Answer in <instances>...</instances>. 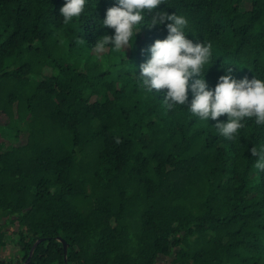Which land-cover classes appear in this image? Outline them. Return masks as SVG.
<instances>
[{"label":"trees","instance_id":"1","mask_svg":"<svg viewBox=\"0 0 264 264\" xmlns=\"http://www.w3.org/2000/svg\"><path fill=\"white\" fill-rule=\"evenodd\" d=\"M244 1L159 6L210 45L209 87L228 64L264 79V0ZM64 2L0 0V248L18 246L0 264H23L37 239L26 264H65L59 237L67 264H264V171L251 153L264 126L247 119L228 139L187 106L168 109L135 75L166 27L142 26L125 55L94 53L112 33L96 17L115 0H90L67 23Z\"/></svg>","mask_w":264,"mask_h":264},{"label":"clouds","instance_id":"2","mask_svg":"<svg viewBox=\"0 0 264 264\" xmlns=\"http://www.w3.org/2000/svg\"><path fill=\"white\" fill-rule=\"evenodd\" d=\"M89 2L65 0L60 15L66 23L72 21L85 12ZM93 2L95 8L98 0ZM161 4L165 0H115L102 19L96 17L99 25L112 29L111 34L105 33L97 39L96 50L102 52L111 46L125 55V49L134 45L142 26L163 25L167 29L166 37L155 39L147 47L148 59L140 63L135 74L143 86L156 93L163 91L168 109L187 106L201 121H215L218 134L228 139L236 138L247 119L254 118L257 126H264V79L236 78L228 64L222 66L225 74L218 77L214 87H209L206 72L212 64L210 45L189 38L187 17L166 11L159 7ZM130 68L135 73L134 67ZM225 114L226 120L218 119ZM251 153L256 157L255 167L264 171V145L253 146Z\"/></svg>","mask_w":264,"mask_h":264},{"label":"rangeland","instance_id":"3","mask_svg":"<svg viewBox=\"0 0 264 264\" xmlns=\"http://www.w3.org/2000/svg\"><path fill=\"white\" fill-rule=\"evenodd\" d=\"M245 6H250V0H245ZM94 53L97 52L99 53L97 50L93 51ZM7 122V117L6 115H4L3 113H0V124H4ZM26 138V134L25 132H20L18 135V139L15 140L16 144H20L23 143L25 141ZM2 139L5 141L6 143H8L7 139H5L4 137H2ZM17 249L18 246L14 243L8 242L6 243L3 247L0 248V259L1 260H7V261H12V257L15 255L17 256ZM171 259L172 257H164V256H160L158 259V264H171Z\"/></svg>","mask_w":264,"mask_h":264},{"label":"water","instance_id":"4","mask_svg":"<svg viewBox=\"0 0 264 264\" xmlns=\"http://www.w3.org/2000/svg\"><path fill=\"white\" fill-rule=\"evenodd\" d=\"M58 240L62 243V247H63V257H64V261H65L64 263L67 264V262H66V256H67V243H66L61 237H59ZM39 241H40V239H37V240L33 243L32 247H31V249H30V251H29L28 257H27L26 261H25L23 264H26V263L30 260V258H31V256H32V253H33V250H34L35 246L37 245V243H38Z\"/></svg>","mask_w":264,"mask_h":264}]
</instances>
